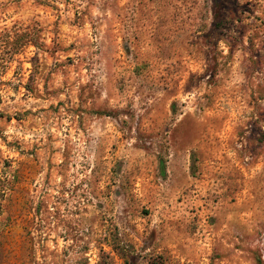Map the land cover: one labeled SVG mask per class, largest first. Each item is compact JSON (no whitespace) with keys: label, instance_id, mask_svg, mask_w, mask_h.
I'll return each instance as SVG.
<instances>
[{"label":"rangeland","instance_id":"1","mask_svg":"<svg viewBox=\"0 0 264 264\" xmlns=\"http://www.w3.org/2000/svg\"><path fill=\"white\" fill-rule=\"evenodd\" d=\"M0 264H264V0H0Z\"/></svg>","mask_w":264,"mask_h":264}]
</instances>
